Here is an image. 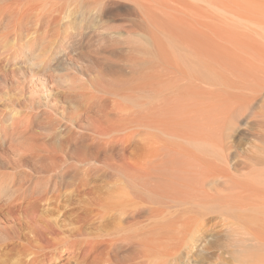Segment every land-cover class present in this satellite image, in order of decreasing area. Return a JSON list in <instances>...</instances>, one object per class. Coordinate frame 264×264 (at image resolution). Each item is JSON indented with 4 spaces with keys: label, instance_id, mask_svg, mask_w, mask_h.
Wrapping results in <instances>:
<instances>
[{
    "label": "bare ground",
    "instance_id": "bare-ground-1",
    "mask_svg": "<svg viewBox=\"0 0 264 264\" xmlns=\"http://www.w3.org/2000/svg\"><path fill=\"white\" fill-rule=\"evenodd\" d=\"M127 1L140 13L145 4L155 6L157 1L162 12L179 13L192 2L218 6L215 0ZM59 2L11 0L1 5L0 39L4 28L14 33L35 14L49 32L57 24ZM118 2L108 1L105 8ZM164 49L158 64H149L134 75L130 93L127 88H107L102 77L96 78L86 69L88 63L77 58L75 49L58 52L43 43L30 45L17 69L0 62V92L9 104L0 115V161L12 172L9 178L5 174L6 178L0 177V241L6 250L24 251L23 264H138L135 254L142 246L140 240L155 243L144 236L149 215L158 211L150 200L158 199L159 207L161 201L168 202L165 208L176 205L182 213L179 218L189 216L193 206L202 211L203 204L198 201L206 195L207 176L218 171L199 154L204 141L195 136L196 131L201 138L197 128L205 119L201 95L207 85L199 74L177 78L170 52ZM184 82L187 95L174 101L173 92L182 89L176 84ZM225 110L222 118L217 112L214 122L211 120L214 135L219 129L226 138L243 122L248 127L264 124L258 117L249 120V99ZM182 112L188 128L184 127L181 139L194 144L190 149L196 151L188 146V151L172 147L173 138H179L174 118ZM156 137L162 140L159 144ZM8 153L12 158L6 162ZM253 155L250 162L264 171V148ZM262 181L254 178L252 183ZM211 183L215 186L217 180ZM64 200L70 205L63 212L50 210L60 209ZM112 211L119 214L120 224L107 221ZM201 219L194 221L197 225L192 229H174L177 234L189 232L188 236L194 237L202 227L198 224ZM165 221L162 231L174 233L172 222ZM227 234L236 235L231 230ZM209 236L218 242L226 239L218 238V233ZM230 242L240 255L248 248L260 250L263 246L243 237ZM260 259V254H253L249 264H258Z\"/></svg>",
    "mask_w": 264,
    "mask_h": 264
},
{
    "label": "rangeland",
    "instance_id": "rangeland-1",
    "mask_svg": "<svg viewBox=\"0 0 264 264\" xmlns=\"http://www.w3.org/2000/svg\"><path fill=\"white\" fill-rule=\"evenodd\" d=\"M10 1L0 0V6ZM108 1L112 2L60 0L59 10L55 9L57 24L49 32L41 26L38 14L14 33L4 28L0 39V62L6 68L17 69L30 45L43 43L51 51L55 48L58 52L75 49L77 58L88 63L86 69L96 78L102 77L107 88H127L130 93L129 84L133 83L134 75L149 64H158L163 58L162 51L167 48L174 62L172 72L177 78L178 75L188 78L199 74L207 85L201 95L205 119L203 117L200 128L196 126L203 140L196 131L195 136L197 141H204L199 154L203 155L208 166L210 164L218 171L214 176H207L206 195L198 201L203 204L202 211L193 206L189 216L179 218L182 213L176 205L165 208L168 202L160 200L161 208L158 199L149 201L158 211L149 215L144 236L155 239V243L141 239L136 261L138 264H249L250 256L260 254L259 263L264 264V181L252 183L254 178L264 179V171H259L262 166H254L249 160L258 148H264V124L248 127L243 122L226 138L220 135L219 129L216 135L212 130L217 112L220 119L222 111L224 113L225 109L246 99L252 102V115H249L251 111L246 114L249 120H252L251 116L264 120V0H215L216 3L213 0L215 6L218 5L216 8L208 4L194 5L190 0V7L179 13L160 11L159 1L154 3L155 6L145 4L141 13L129 7L127 0H120L107 9ZM178 20L186 24L185 27ZM9 31L13 34L4 35ZM107 73L109 76L105 77ZM176 85H181L182 89L173 92L174 101L185 97L188 91L182 86L185 82ZM5 96L0 92V115L9 105ZM180 115V118L178 114V118L174 115V130L179 138H173L172 147L188 151L194 144L181 139L187 120L184 117L183 121V112ZM191 122L197 125V121ZM155 141L159 144L162 140L156 137ZM10 158L8 153L5 161ZM4 164L0 161V177L9 178L8 174L12 172ZM213 180H217L215 186L211 183ZM62 205L60 209L53 207L50 210L58 214L70 204L64 200ZM106 217L110 224L121 222L119 214L114 211ZM145 217L143 221L148 215ZM200 218L198 224L202 227L194 237L188 236L189 232L177 234L175 229H192L197 225L194 221ZM165 220L172 222L174 233L169 234L168 228V233L162 231ZM227 230L236 235H228ZM217 233L218 238L226 239L218 242L215 237H207ZM236 237L248 238L252 244L261 243L263 246L260 250L248 248L244 255H240L230 242ZM6 248L1 242L0 264H23L24 251Z\"/></svg>",
    "mask_w": 264,
    "mask_h": 264
}]
</instances>
